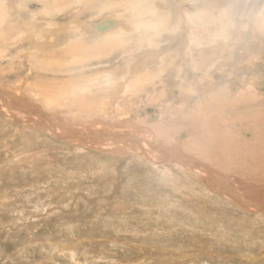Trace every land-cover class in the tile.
I'll return each mask as SVG.
<instances>
[{
	"label": "rangeland",
	"instance_id": "rangeland-1",
	"mask_svg": "<svg viewBox=\"0 0 264 264\" xmlns=\"http://www.w3.org/2000/svg\"><path fill=\"white\" fill-rule=\"evenodd\" d=\"M175 1L30 0L28 11H34L32 19L39 24L53 27L73 21L80 30L79 43L102 50L92 56L87 52L78 59L68 58L62 61L63 66L52 67L54 72L41 67L30 70L24 60L21 62L27 66L21 69L20 60L11 66L8 57L0 58V69H8L0 76V88L20 84L25 90L29 88L26 95L40 100V90L30 91V87L73 79L76 86L72 91L76 90L79 98V85L86 84L88 92L97 87L110 90L117 74L122 84H128V92L118 98L124 101L107 109V116L103 112L93 117L68 114L67 118L78 124V133L84 130L86 135L92 123L99 121L103 126L102 122L110 120L108 123H121L119 131L127 127L125 132L162 145L174 144L185 131L190 141L191 134L181 123L186 103L169 76L179 69L189 73L192 63L203 72L210 70L208 77L221 90L234 82L241 88L238 79L244 77L259 80L264 72V0H191L185 8L187 21L173 9ZM8 4V0H0V14ZM104 20L119 25V30L94 39L98 36L94 29ZM144 24L152 26L150 35L132 28ZM1 27L6 36L11 35L6 40H13L10 24H0V31ZM184 43L189 45L184 47ZM2 45L0 41V52L5 50ZM59 45L69 44L64 41ZM103 45L112 49L105 51ZM9 46V58L16 57L17 48ZM123 47L130 48L129 52L121 53ZM149 50L162 59L169 58L165 71L162 63L153 61L141 71L133 68L128 72V63L138 62ZM184 51L191 54L186 61L182 59ZM192 78L190 75L187 80ZM62 84L56 88L65 97L57 103L50 101L58 106L72 100ZM33 106L38 112L45 110L41 102L35 101ZM240 107L234 119L253 113ZM29 110L24 118L0 109V264H160L162 260L164 264H264L263 211L255 213L242 209L241 204H227L213 186L203 185L189 173H179L175 167L182 164L178 162L158 164L149 156L133 157L132 141L123 144L120 154L104 148L102 139L89 147L49 134L32 126L42 120L30 118ZM245 124L236 127L240 139L237 163L243 162V154H249L242 146L257 137L256 130L249 131ZM84 125L90 128L83 129ZM168 135L170 139H164ZM201 146L197 142L193 147ZM184 152L199 159L190 151ZM208 162L211 170L222 171L219 165ZM260 170L251 168L247 173L262 174ZM230 174L238 176L233 171ZM239 179L246 180V175ZM58 245L72 247L74 255L57 254ZM245 256L256 259L243 261Z\"/></svg>",
	"mask_w": 264,
	"mask_h": 264
},
{
	"label": "bare ground",
	"instance_id": "bare-ground-1",
	"mask_svg": "<svg viewBox=\"0 0 264 264\" xmlns=\"http://www.w3.org/2000/svg\"><path fill=\"white\" fill-rule=\"evenodd\" d=\"M8 1L9 4L5 8L3 7L4 11L0 14V24H10L14 33V35L12 34L14 38L13 40H10V42L6 40V37L9 33L6 36V33L3 32V28L1 27L2 31H0V41L3 44L2 47H4L5 45V50L0 52V58L6 59L8 57L9 60L7 59V62L9 65L12 66V64L20 60L19 63L21 64V69H24V67L27 66L23 62H21L24 60L28 63V67L30 70H32L33 68L37 69V67H41L54 72V68L52 67H54L56 64H58L56 66L57 68L59 66H63L64 63L62 61H66L68 60V58L78 59L80 54L84 56L88 52L89 55L92 56L95 55V53L98 51L101 52L102 48H100V50L99 48L97 49V45H94V49L87 46L86 43H84L86 45L79 43L78 34L80 30L77 25H74L75 23H72L73 21L63 25L46 27L44 24H39L36 20L32 19L34 16V11H28V7H30V0ZM190 2L191 0H176L174 3H172L173 5H176L173 7V9L177 11V13L179 14V18H183L186 21L188 20V13L185 8ZM2 19L4 21L1 22ZM99 25L102 29H94L98 35H95L94 39H100V37L105 38V36L108 37L109 35L114 34L115 31L119 30V25L116 27L112 21L104 20L102 24ZM151 27L152 26H147L144 24L142 26L136 25L132 28H136L135 32L137 31L145 35H150ZM127 30H129V27ZM110 31L112 33L108 34ZM64 41L68 42L69 45L66 47L59 45ZM6 43L8 45V48H10L9 45H14L15 48H17V51L14 53L16 54V57L9 58V56L12 55V52H10V50L7 48ZM119 43L121 44V42ZM104 45L103 49L105 51H109L108 49H112L111 46ZM154 45L157 46V44ZM187 45L189 44L184 43V47H186ZM129 49L130 48L123 47L121 53L126 54L129 52ZM12 50H14L13 46ZM188 51H191V54H193V49H189ZM188 51L187 53L186 51H184L182 56V59L185 61L188 60L189 55H191L188 54ZM70 53L72 54V57ZM20 55L21 57H19ZM168 59V57L162 59L161 57H159V53L149 50L139 58L138 62L136 61L128 63L130 67L128 66L129 68H126L129 69L127 70L128 72H131L133 68L140 70L143 66H148L149 63H152L153 61H156L159 64L162 63L165 66ZM76 61H72V63L76 64ZM67 65L68 64H66L65 67H67ZM56 67L55 69H57ZM197 67L198 66H196V64L191 63L189 67V73L186 74L185 72H182L181 69H179L174 74H171L169 76L170 78H173L172 84L177 85L176 88H179V91L182 92L180 93L182 94L181 98L186 103V105H183L182 107V109L184 108L183 112H186L183 113L185 121H181L182 125H184L182 128L188 130L192 137L190 141L189 139H186L188 135L186 136L187 133L185 131V134L179 135L175 143L172 145H162L153 140H147V138H140L139 136L132 134V132L127 133L125 132L127 127L125 128V131H123L124 128L123 130L119 131V129L117 128L121 126V123H108L110 120L107 122H102L103 126L99 125L101 124V122L99 121L96 122V124L92 123L93 127H91L90 131L86 135L82 134L84 133V130H82L83 132L81 133L77 132L76 125L78 124L70 120V118H67L68 114L72 116V114L76 115L75 112H77V114L81 116L84 115L86 117H93L94 115L97 116L98 112H103V116H107V109H109L111 106L113 107L114 105L116 107H119V104L124 101H121L118 98L123 97V95L128 92V84H122L119 80L120 77H118L117 74L115 76L116 81L110 86V90H106V88L103 87H97L95 90H89L88 92L87 90H85L86 88H84L85 86H87L86 84L82 86L79 85V98L77 95V91H72L74 89V86H76V83H74L73 79L63 80L64 82H54L53 80L49 82L46 81L44 83L47 85V87H45L46 85L44 86L43 84V86L40 88L39 86H41V84L39 86L36 85L33 88L30 87V91H34L37 89L40 90V95H42V99H40L41 101L34 100V97L26 95V92L29 88L25 90L23 85L20 84L17 87L8 89L0 88V109H2L3 112H6L10 116L18 115L25 118L26 115H29L25 114V112L31 108L32 114L30 118L37 116V118L40 117L42 120L40 124H37L35 122L36 124L32 126H40L44 128V130L46 129L49 134L51 132L53 135L59 138H63L64 140H67L71 143L74 142L77 145L81 144L83 146L90 147L92 146V144L95 145L97 143V140L102 139L104 148L111 149L112 151L114 150L116 151V153L119 152L121 154L124 151V149L122 148L125 147H123V144H130V142L132 141L133 144L135 143V146L132 149L133 151L130 150L133 152V154L131 153L133 157H145L146 159V157L148 158L149 156L153 159H156V161L154 162L158 164L178 162L185 166L182 167V165H177L179 167H175L178 169L177 171L179 173H189L203 185L208 187L213 186V191L216 192L215 190L217 189L216 194H219L220 196L222 195L225 198L227 204L231 203L233 206L241 204L240 206L244 210L252 211L255 213L262 211L264 212V178H255L257 176L264 177V171L262 169L264 166V156H262L264 155V72L260 75L259 80H252L245 77L240 80L236 78L238 79L239 84L244 89H241L242 87H236L235 83L237 82H234V85H232V87H226L225 89L222 88L221 90L217 88V84L215 83V81L208 77L210 70H206L203 72L200 68ZM10 68L9 70L12 71V69ZM165 68L167 67L165 66L164 68H162L163 71H165ZM5 70L0 69V76L4 75L3 73ZM127 71L126 73H128ZM119 72L121 73V71ZM61 73H63V71H61ZM200 74L202 75L200 76ZM190 75L193 77V80L191 81L187 80ZM105 79L106 81L103 80L105 81L103 83L107 85L108 83L106 84V82H108V78ZM59 82L63 83V88L64 86L66 87V89L68 88V91H66V93H69L68 97H70L72 100L68 101L67 103L65 102L66 104L58 106L59 103L54 104L57 103L56 100L61 97H65L63 91L59 92L60 88H56ZM109 82L111 83V81ZM257 88L258 90H261L262 93L259 94ZM44 89H46L48 92L44 91ZM172 89L174 90L175 87H173ZM200 91H202V93L204 94V97L202 99H200L203 96L201 95ZM39 92L37 91V93ZM5 94H8L9 96H6ZM196 98L198 99L197 102L194 101ZM51 100H54V103L50 102ZM35 101L42 103V105L45 107H43L45 110L42 109L44 112L42 110L41 112H38L39 109H37L36 106H33ZM240 106L246 108V110H252L251 112L253 113L241 119H234L236 109H238ZM62 113L65 114V116L63 115L62 117ZM148 113L152 114V110H149ZM83 118H81V120ZM152 118L155 119L154 116ZM88 121L90 122L91 120ZM240 123H246L245 125L248 126L249 131L250 129H255L257 137L255 136V141H248L242 146L244 152L248 151L249 154H243V157L241 158L243 162L237 163V157H235V155L238 154L237 149H239L240 146L238 144L240 139H238V130L236 127ZM82 128H86L87 130L90 127L87 128L86 125H84ZM164 130L170 131L166 128ZM83 137L86 138L83 139ZM169 137L170 136L168 135L164 139H170ZM196 141L202 146L198 148L193 147L194 144L197 143ZM203 147L204 150H200ZM184 151H190L191 153H194V155L199 159H203L205 163H202V161L200 162L199 159L186 154ZM206 161H209L208 163L214 166L219 165L220 167L218 168H221L222 171L218 172L217 169L211 170V166L208 167L209 165L206 164ZM258 167L259 169L261 168L260 172H262V174H254L253 171L247 173V171H249L251 168L257 170ZM115 170L116 169H114V171ZM232 171L233 174H237L238 176L233 175L235 177L233 178L232 174H230ZM226 173H229L231 176L228 177ZM243 175H246L247 181L239 179L240 177H243ZM247 176H249V178ZM237 182L239 183L237 184ZM57 247L59 249L57 250V254L59 255L63 254L62 256H64L67 252H69L70 256L71 254H73L72 252L74 249L70 246L65 247L62 245H58ZM247 259L250 262H254L256 258L253 259L245 256L242 260L244 261ZM159 263L164 264L165 261L162 260L159 261ZM178 264L184 263L180 262Z\"/></svg>",
	"mask_w": 264,
	"mask_h": 264
},
{
	"label": "water",
	"instance_id": "water-1",
	"mask_svg": "<svg viewBox=\"0 0 264 264\" xmlns=\"http://www.w3.org/2000/svg\"><path fill=\"white\" fill-rule=\"evenodd\" d=\"M99 24L97 25V28H98V30H101L102 28H101V26Z\"/></svg>",
	"mask_w": 264,
	"mask_h": 264
}]
</instances>
